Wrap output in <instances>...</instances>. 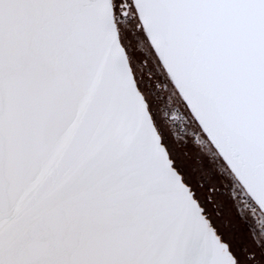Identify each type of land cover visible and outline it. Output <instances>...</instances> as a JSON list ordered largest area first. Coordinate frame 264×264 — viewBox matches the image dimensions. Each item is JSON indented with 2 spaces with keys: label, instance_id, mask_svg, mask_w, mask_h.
<instances>
[{
  "label": "snow or ice",
  "instance_id": "1",
  "mask_svg": "<svg viewBox=\"0 0 264 264\" xmlns=\"http://www.w3.org/2000/svg\"><path fill=\"white\" fill-rule=\"evenodd\" d=\"M0 264H264V0H0Z\"/></svg>",
  "mask_w": 264,
  "mask_h": 264
},
{
  "label": "rangeland",
  "instance_id": "2",
  "mask_svg": "<svg viewBox=\"0 0 264 264\" xmlns=\"http://www.w3.org/2000/svg\"><path fill=\"white\" fill-rule=\"evenodd\" d=\"M175 115L178 117L179 116V113H175ZM178 123H179V121H178ZM182 126V125H181Z\"/></svg>",
  "mask_w": 264,
  "mask_h": 264
},
{
  "label": "bare ground",
  "instance_id": "3",
  "mask_svg": "<svg viewBox=\"0 0 264 264\" xmlns=\"http://www.w3.org/2000/svg\"><path fill=\"white\" fill-rule=\"evenodd\" d=\"M182 127V126H181Z\"/></svg>",
  "mask_w": 264,
  "mask_h": 264
}]
</instances>
